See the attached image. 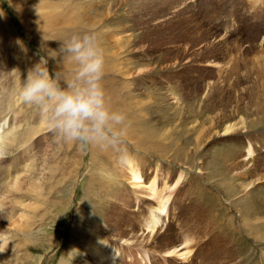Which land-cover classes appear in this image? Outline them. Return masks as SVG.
Instances as JSON below:
<instances>
[{"label":"rangeland","instance_id":"obj_1","mask_svg":"<svg viewBox=\"0 0 264 264\" xmlns=\"http://www.w3.org/2000/svg\"><path fill=\"white\" fill-rule=\"evenodd\" d=\"M28 1L0 0V121L30 133L0 159V184L15 175L22 188L0 224L13 247L3 261L84 263L87 241L99 236L91 217L106 227L102 240L118 264H144V253L145 264H264V0ZM86 29L102 38L104 85L127 114L124 165L112 150L59 140L18 95L40 57L50 73L70 76L59 41ZM147 131L155 137L141 139ZM129 164L140 181L128 180ZM159 202L167 216L157 235L143 252L120 251ZM171 248L188 258L165 257Z\"/></svg>","mask_w":264,"mask_h":264},{"label":"clouds","instance_id":"obj_2","mask_svg":"<svg viewBox=\"0 0 264 264\" xmlns=\"http://www.w3.org/2000/svg\"><path fill=\"white\" fill-rule=\"evenodd\" d=\"M60 53L72 64L70 76L50 73L40 57L24 76L18 95L22 104L35 107L48 130L59 140L81 150L114 151L124 165L130 159L127 114L110 102L104 85L105 49L95 30L74 32L59 41ZM6 91L0 89V95ZM7 129L0 121V136ZM6 145L0 140V156Z\"/></svg>","mask_w":264,"mask_h":264},{"label":"bare ground","instance_id":"obj_3","mask_svg":"<svg viewBox=\"0 0 264 264\" xmlns=\"http://www.w3.org/2000/svg\"><path fill=\"white\" fill-rule=\"evenodd\" d=\"M29 1H28V4H29ZM217 29H223V31H225V32L228 31V28L227 27L220 28V26H218ZM5 120L7 122V129L4 131L3 135L0 136V140H2V142L6 145V148H9V149H11L12 147L18 148L22 144L24 146V144H25L24 142L26 140H28L30 133H29V135L28 134H25V136L28 135V138L27 137H23L21 135L19 136V130H18L19 128L18 127H14L13 125L10 126V124L8 123V119H5ZM239 124L240 123L238 122L236 124H232V125L226 127L225 128V130H226L225 132L232 131V133H234L235 132V130H233L234 127L239 126ZM140 136H141V139H144V140L145 139H148V138L150 139V138L155 137L154 134L152 132H150V131L141 132V134H139V137ZM140 141L141 140L139 139L137 144L142 148L143 146L140 144ZM248 152L250 153V151H248ZM3 157H4V155L3 156H0V159L3 158ZM222 161H223V159H222ZM214 169H216V168H214ZM127 172H128V180L131 183H132V181L138 182V181L141 180V177H139V174H142V173H141V171L139 172V169H138L137 166L130 165L129 164V166L127 168ZM14 177L15 178L12 181H10V182L7 181V183L3 182V183L0 184V224L1 225H2V221L4 219H7V217L11 216V214L13 213L12 212L13 210H9V209L10 208L13 209L12 206H14L15 205V202H17V197L14 198V199H9L10 198V195L12 194V196H13V194H16V193L18 194V192L22 191L21 185L18 182L19 176H15L14 175ZM35 179L36 178H34V180ZM26 180H25V182H26ZM34 180H32V181H34ZM153 181H154L153 178L147 180V182L150 183V184H152V185H153ZM179 181L180 180L178 179L176 181V184H178ZM27 182H28V180H27ZM35 182H36V180H35ZM41 182H42V179H41ZM44 182H45V180H44ZM31 183H30V185H31ZM39 183H40V180H39ZM39 183H38V185H40ZM38 185L37 184H36V186L34 185V188H33L34 190H32V192L35 193V194H37V195L38 194H42V188H41V186H38ZM152 185L150 186V189L149 190H151ZM30 188L32 189V187H30ZM38 197H40V195ZM259 200H258V203L264 205V203H263L264 202V198H262L260 200V202H259ZM167 201H169V200H167ZM118 202L122 204L123 201L121 202L120 200H118ZM165 205H166V202H159V203H156L155 204V207H153L151 210L147 207V210L145 211L146 214L144 213L145 214V218L142 219L143 221L139 219L140 222H139L138 228H135L138 233L135 235V234H133V233L131 234L129 232L130 234H129V237L127 239H124V240L120 239L122 241H118L119 242V245L122 247L120 251H122V249L125 248V247H127L128 245H131L132 244V245H136L137 248L139 247L141 249L140 252H143L142 249H144L146 243H148L149 240L151 239L150 238L151 234L154 232L155 235H157L158 232L155 230V227L157 225H159V222L160 221H161V224L160 225L162 227L163 219H164L165 216H167V215H165L166 213L164 212V210L166 208ZM9 206H11V207L9 208ZM116 207L117 206H113L112 208L113 209H116ZM135 217H137V216H135ZM168 217H170V216L168 215ZM8 220H9V218H8ZM10 220H12V219L10 218ZM86 220L91 225V227H93V228H95V229H97L99 231V236L92 235L91 238L87 241V243H86V245L84 247V249H85V254L84 255H87L90 252L91 253V256L88 258V260L84 261V263H83V259H82L83 257L80 258V263L79 264H93L94 260L99 261L100 264H118L119 262H123V261H121V258H122L121 255H120V259L117 260V258H118L117 255H115V253L109 251L105 247V242L102 240V238H103V236L105 234L102 233V232H103V230H105V232H106V230H107L106 227H105V229L103 227H99L97 225V221L98 220H96L94 218L86 217ZM4 222H5V220H4ZM1 225H0V227H1ZM263 226H264V224H263ZM161 227H160V229H161ZM157 228H158V226H157ZM136 230H134V231H136ZM129 231H130V229H129ZM145 231H147V232H145ZM127 232H128V229H127ZM146 235H148V236L145 237ZM124 236H125V234H124ZM125 238H126V236H125ZM218 238L215 237L211 242H209V245L207 247H210L211 248L212 246L214 247V245L218 244L220 242ZM183 243H184V246L183 247H185V245H186L185 243L186 242H183ZM183 243H181V244H183ZM123 246H125V247H123ZM11 247L12 246L10 245V243H8V236L5 237V236H3V233H1L0 234V264H6V262L3 261V257H4L3 256V253L4 252H8L9 250H11L13 248V247L12 248ZM129 247H131V246H129ZM137 248L135 247V249H137ZM177 249L178 248H171V250L170 249L167 250L168 252L166 251V253L164 254V256L165 257L166 256L168 257V255L169 256L170 255L171 256L172 255L173 256L176 255V257L180 256L179 258H181L180 259L181 261H183L184 259L188 258V256H189V250L188 249H186L181 254H179V252H177ZM105 250H107L109 252L110 259H107L106 258V256H105L106 251ZM178 251H180V250H178ZM141 254L142 253H140V255ZM143 259H145V260H143ZM147 259H148V257H147V255L145 253H144V256L143 257L142 256H139V262H143V261L146 262ZM145 262H143V263L145 264ZM122 264H125V263H122ZM179 264H184V263L183 262H180Z\"/></svg>","mask_w":264,"mask_h":264}]
</instances>
